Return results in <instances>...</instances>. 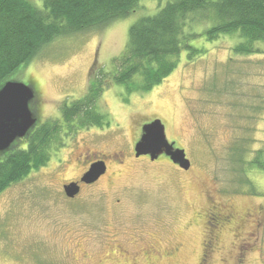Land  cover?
Segmentation results:
<instances>
[{
	"label": "rangeland",
	"instance_id": "374dc122",
	"mask_svg": "<svg viewBox=\"0 0 264 264\" xmlns=\"http://www.w3.org/2000/svg\"><path fill=\"white\" fill-rule=\"evenodd\" d=\"M34 1L41 5L42 0ZM142 1L139 12L102 30L54 39L7 81L31 82L38 91L39 118L56 117L65 99L83 95L93 64L111 70L129 26L164 4ZM235 40L234 35L198 40L204 52L191 60L183 52L176 70L148 92L105 90L99 102L110 125L61 138L46 167L0 193V264H197L204 228L186 225L211 204L206 194L232 214L257 206L264 213V170L249 165L264 148V54H237ZM154 117L163 120L168 141L184 150L188 171L164 160H130L140 126ZM238 146L245 151L243 163L233 158ZM86 147L101 156L121 151L124 163L109 164L95 186L66 201L61 184L82 171L78 160ZM155 234L161 244L153 249L148 243ZM248 241L243 264H264V218ZM176 243L182 246L174 248ZM221 257L211 253V264H223Z\"/></svg>",
	"mask_w": 264,
	"mask_h": 264
},
{
	"label": "trees",
	"instance_id": "16d2710c",
	"mask_svg": "<svg viewBox=\"0 0 264 264\" xmlns=\"http://www.w3.org/2000/svg\"><path fill=\"white\" fill-rule=\"evenodd\" d=\"M141 1L42 0L36 5L34 0H0V87L54 39L102 30L129 16ZM161 4L158 11L129 26L126 44L112 58L111 70L93 64L80 98L65 99L56 117L38 118V125L22 138L23 143L17 139L0 152V193L46 167L54 154L52 147L60 148L59 140L73 135L70 132L75 128L108 126L107 113L99 102L105 90L118 86L132 94L154 89L176 70L183 52L189 60L204 52L196 46L198 40L213 42L234 35L238 42L234 41L233 52L264 54V0H156L155 7ZM35 93L36 103V88ZM244 152L238 146L233 158L243 163ZM249 165L264 170V148L255 151ZM247 182L256 195L253 183Z\"/></svg>",
	"mask_w": 264,
	"mask_h": 264
},
{
	"label": "flooded vegetation",
	"instance_id": "af4514ba",
	"mask_svg": "<svg viewBox=\"0 0 264 264\" xmlns=\"http://www.w3.org/2000/svg\"><path fill=\"white\" fill-rule=\"evenodd\" d=\"M36 97V96H35ZM30 108H33L37 114V123L38 125V118L41 117L39 115V109H40V104L39 100L35 102L30 103ZM108 116V115H107ZM108 120V125H110V120L109 116L107 118ZM35 125V126H36ZM34 128V127H33ZM32 128V129H33ZM103 128V125L100 127L96 126H90L88 128H81L77 129L75 128L73 133L70 132L71 134H76L79 131H85L86 129L91 130V129H101ZM105 128V125H104ZM31 129V130H32ZM30 131V130H29ZM70 135V134H69ZM141 135V131H138V135L135 136L134 140L132 141V145L129 148V158L132 162L138 164V163H162L166 162L167 164H171L174 167H178L181 170H184L180 168L177 164H174L169 160L167 156L164 154H160L156 159L151 160L150 156L147 155H140V156H135L134 152V146L135 143L139 140V137ZM72 135L69 137L71 138ZM24 142L22 138L18 139ZM172 142V141H170ZM174 146V144H173ZM175 148V146H174ZM124 153L119 152L118 156L117 154H108L107 156H101L98 151L91 150L89 148H85L84 153L81 154V158L78 160V163L81 165L82 171L73 179L65 181L64 183L61 184L62 188V196L66 201H72L78 197L81 196L83 191L86 188L93 187L95 186L101 178H103L107 172H108V167L109 164L113 165H119L124 163ZM164 160V162L162 161ZM103 161L105 165V172L100 175L95 181L91 183H85L81 181L82 175L87 172V170L90 168V166L93 163ZM190 168V167H189ZM189 168L185 171H188ZM69 183H76L78 185V193L75 194L73 197H67L64 193V186L69 184ZM207 202L211 203L209 206L207 205L206 207H203L201 210H197L192 217V219L187 223V227L189 228L190 226H193L194 223L197 226H200V224L203 226L204 231L202 232V238L200 240V252L198 254L197 258V264H211V258L210 254L211 253H221L223 254V257L220 258V261L223 264H227V260L231 259L230 264H243L245 262L246 258V250L249 248L251 243L248 241V236L249 234H253L255 236L258 235L259 231L262 228L263 225V218H264V213L263 210L260 207H252V210L249 211L248 209L245 210V212H242L241 214L231 213V209L226 204H217L212 202V199L208 194H206ZM119 202V200H118ZM122 224V223H120ZM164 226V224L159 223V227ZM252 230L253 233L250 231H247V229ZM224 234L225 237H224ZM229 236V237H228ZM133 241V239H132ZM150 242L148 244L149 247L155 249L161 244V240L159 237L155 234L153 235L152 238L149 240ZM182 246V243H176L174 248ZM173 247H170L172 250ZM250 249H252L250 247ZM148 251V249H147ZM172 254H169L167 256H170ZM226 256L227 258H225Z\"/></svg>",
	"mask_w": 264,
	"mask_h": 264
},
{
	"label": "water",
	"instance_id": "95a60500",
	"mask_svg": "<svg viewBox=\"0 0 264 264\" xmlns=\"http://www.w3.org/2000/svg\"><path fill=\"white\" fill-rule=\"evenodd\" d=\"M35 95V87L31 82L5 81L0 87V152L6 151L15 140L23 138L36 125L37 114L30 108ZM139 130L141 135L134 146L135 156L148 154L154 160L164 154L180 168L187 170L190 167L184 150L176 147L174 141H168L162 119L154 117L140 126ZM104 172L103 161L93 163L82 175L81 181L91 183ZM78 190L76 183L64 186L67 197H73Z\"/></svg>",
	"mask_w": 264,
	"mask_h": 264
}]
</instances>
